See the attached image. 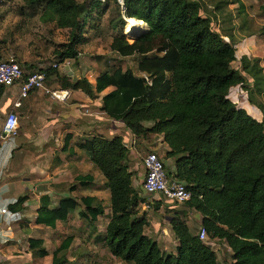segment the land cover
I'll return each instance as SVG.
<instances>
[{
    "label": "trees",
    "instance_id": "1",
    "mask_svg": "<svg viewBox=\"0 0 264 264\" xmlns=\"http://www.w3.org/2000/svg\"><path fill=\"white\" fill-rule=\"evenodd\" d=\"M21 1V10L27 9L30 17L38 16L43 23L68 31L67 41L54 51L57 61L38 70L46 74V82L55 76L51 82L82 91L91 99L114 86L102 96L100 109L122 121L135 139L162 136L169 147L164 157L174 159L171 176L192 193L183 204L202 214L209 240H202L180 211L170 222L177 240L175 251L166 252L146 232L150 220L143 205L154 203L158 210L163 198L151 202L143 195L144 189L133 185L136 171L131 168L129 146L117 134L111 138L94 134L78 142L104 176V184L97 185L93 174H79L69 186L71 195L61 196L57 205L52 206L51 196L43 194L35 223L56 228L58 221H67L79 210V217L89 225L88 239L130 264H222L211 246L213 240L230 247L233 264H264V117H254L230 98L232 87L245 83L247 76L253 91L264 92L261 59L243 55L241 67H234L236 41L214 28L215 18L206 14L203 0ZM232 2L239 4V14L245 12L242 0ZM229 3L217 1L214 12ZM112 6L117 15L109 22L110 49L122 57H136L141 74L115 63L108 64L95 83L87 76L61 75L59 66L67 59L79 60L92 34L103 29ZM126 18L142 21L146 28L128 33ZM33 71H25V77ZM5 91L0 85V101ZM96 186L109 193L108 213L104 199L74 194ZM28 201V195H20L7 206L11 213L20 214ZM177 204L166 206L174 209ZM100 217L108 218L104 231L97 227ZM74 240V235H68L62 241L53 252L52 264L66 262L59 254L68 251ZM28 241L36 256L49 255L43 238Z\"/></svg>",
    "mask_w": 264,
    "mask_h": 264
},
{
    "label": "rangeland",
    "instance_id": "2",
    "mask_svg": "<svg viewBox=\"0 0 264 264\" xmlns=\"http://www.w3.org/2000/svg\"><path fill=\"white\" fill-rule=\"evenodd\" d=\"M217 1L219 0H203L207 6L206 14L215 18L214 28L218 29L224 36L226 33L232 34V38L236 41L238 59L233 63L234 67H241L240 58L243 55H247L251 59L260 58L261 65L264 67V35H261L264 31L262 8L264 0H242L245 4V12L240 14L238 13L239 4L233 3L232 0H228L231 3L227 8L214 12L213 8ZM22 5L21 0H0V60H8L17 56L22 60H27L28 63H36L38 66L44 65V68L53 65L57 61L54 51L60 49L61 43L67 41L68 31L56 28L52 23H43L38 16L30 17L27 9L21 10ZM115 13L116 9L112 6L103 19V29L98 34H92V40L82 47L83 52L76 63L73 59H67L62 64V74L68 73L72 79L87 76L93 80L97 74L107 68L108 64L115 63H121L125 68L130 67L137 74H141L138 70L136 57H122L110 49L109 22L112 16L117 15ZM125 21L126 31L133 33L128 30L127 19ZM243 24H245V27L241 28ZM143 28L144 25H141L139 29ZM137 30L138 28L135 31ZM100 56L101 59H98ZM23 68L26 72H29L28 69ZM246 79L245 83L232 87L230 98L237 105L244 107L254 117L262 119L264 117V108H262L264 107V92L258 94L257 91H253L251 88L252 79L249 76ZM46 84L50 89L60 87L51 80ZM254 93L255 96H253ZM45 95L46 98H52L50 93ZM75 102L71 97L66 103L70 105V103ZM87 110L92 113V115L88 113L87 116L94 118L98 122V126L100 125L99 127L95 126V129L89 133L99 134L97 131H100L110 138L119 134L123 136L125 144L131 145L134 135L123 123L113 119L110 122L106 119V115H100V107L96 103L87 106ZM10 111L11 109H6L3 106L2 100L0 102V158H2L0 161V182L2 185H0L5 184L2 189L4 190L6 187L9 190L8 194L6 193L8 203L16 201L17 196L20 195H28L33 202L32 204L29 203L26 211L18 215H9L7 219L0 221V264H52L53 252L68 235L76 237L72 247L68 251L59 254L60 256L63 255L64 260H66L62 264H130L114 257L106 248L101 247L98 243L95 244L92 238L88 239L90 231L88 222L82 218L78 219L77 213L70 220L59 223L56 229L35 223L36 209L41 203V201L40 203L36 201H39L43 194L71 195L68 189L74 182L75 176L80 173H92V169L87 163L89 161L87 158H85L87 162L81 163V160H73L74 156L70 154L65 157L64 161H52L57 156L56 154L61 151L63 141L61 139V144L56 146V138L60 135L64 137V130L62 132L56 130L50 138H44V135L37 132L35 134L37 144L34 145L29 143L31 139L21 129L14 137L4 136V123ZM74 121L71 120V122ZM88 126H94V124L90 123ZM154 136L156 135L150 137L152 141L155 140ZM42 140H45V143H40ZM141 144L140 141H137L135 145L137 157L133 158V169L137 170L133 175V185L139 189H143L145 176V173H142L141 163L143 157L149 151L159 153L164 160L169 175H172V171H170L171 164L167 163L164 157V148L158 147V149H155L154 147L141 146ZM156 145L159 146L158 143ZM53 151L56 153L54 154ZM55 168H58V170ZM140 173H142L141 177ZM53 177L56 178V183L53 181ZM98 179V182L101 183L102 175H99ZM89 192L81 190L74 194L80 197ZM99 193L103 198L108 197L107 192ZM143 195L151 202H157L162 198L158 195L147 194L145 191ZM161 203L162 205L158 210L155 209L154 203L151 204V207L148 204L143 205V209L147 211L150 220L146 232L159 241L163 250L173 252L177 240L170 223L171 216L175 215L176 211H180V216L189 219L190 224L195 226L193 220L189 218L192 216V209L184 206L183 203H178L176 208L169 209L166 205L176 202L166 198H163ZM105 223V219L98 222V229L104 231ZM30 237L43 238L45 240L44 246L48 249L49 255L45 257L36 256L29 247L28 240ZM211 246L216 251L222 264H233V252L224 241L213 240Z\"/></svg>",
    "mask_w": 264,
    "mask_h": 264
},
{
    "label": "crops",
    "instance_id": "3",
    "mask_svg": "<svg viewBox=\"0 0 264 264\" xmlns=\"http://www.w3.org/2000/svg\"><path fill=\"white\" fill-rule=\"evenodd\" d=\"M126 19L128 21L132 18H126ZM140 22H142V21H140ZM143 25H144V28H146L145 27L146 24L144 22H143ZM229 30H231V29H229ZM228 35H230V34H228ZM251 41H253V40H251ZM254 41H255V39H254ZM15 58L18 61H20V63H22L24 65V67H26V69H28V71L35 70V69L40 70V69L44 68V65L38 66L36 63H28L27 60H22L21 58H19L17 56H15ZM25 64H27V65H25ZM61 66H62V64L59 66V72L61 75H65V74H62ZM64 68L67 69L66 66H64ZM66 74H68V73H66ZM68 75L70 76V74H68ZM96 77L93 80L92 79H90V80L93 83H95ZM54 79H55V76H53L51 78V80H54ZM55 82L59 85V83L57 81H55ZM47 87H48V85H47ZM51 89H63V88L58 87V88H51ZM113 89H115L114 86L108 87L96 99L89 98L82 91H73V90L68 89L71 92L68 99H70L72 97V99H74L76 102L70 103V105H67L68 103H66V102L68 101V99L66 101H61V100L54 98L52 95H51L52 98H46L45 94H47V92H45V90H43V89H37V90L32 91L27 98H20L19 85H15L12 87H6V91L3 95V97L1 98V101L3 100V106L6 109H11V111L14 110L18 114V116H19V128H18V130L21 129L24 132V134L28 138L31 139L29 141V143L31 145L37 144V142L35 141V134L37 132H40L41 135H44V138H47V137L50 138V137H52L51 135H53V132H55L56 130H59L60 132H62V130H64L65 131L64 137H62V135H60L56 138V141H57L56 146H59L61 144V142L63 141V144L61 146V151L56 154L57 158L53 156L54 159H52V161L53 160L54 161L59 160V162L64 161L65 157L68 156L69 154L74 156L73 160H75V161L81 160V163L85 162L86 161L85 158H87L89 161L88 162L86 161V162L88 163L90 169H92V173H90V174H93L95 176L96 184L98 183L97 185H102V184H104V181H105L104 176L101 174V172H99L97 167L89 159V156L87 155V153L78 147V142L82 141V139H84V138H88V137L94 135V133H89V132L94 130L95 126H98V122L94 118H90L89 116H87L88 113H89V115H92V113H90L87 110V106H89L92 103H96V105L98 107H101L102 96L104 94H106L107 92L113 90ZM19 99H21L22 104H21V106L16 107L15 102L18 101ZM99 113H100V115H106V119H108L110 122L113 121L112 118H110L101 109L99 110ZM71 120H75V121L71 122ZM104 120H105V118H104ZM117 122L123 123L122 121H117ZM90 123L94 124V126H88ZM76 124H78V125H76ZM103 125H105V124H103ZM110 130H113V129H110ZM97 132L99 134H103L100 131H97ZM117 135H119V134H117ZM83 136H84V138H83ZM70 138H71V140H70ZM61 139H62V141H61ZM79 139H81V140H79ZM154 139H155L154 141H152L151 138L145 139V140H143V139L137 140L134 137L131 145L126 144L127 146H129V150H130V163H131L132 169H133V158L137 157L136 146H135L137 141H140L142 143L141 146L154 147L155 149H158V147L159 148L163 147L165 152L167 151V149H169L168 145L162 141V136L156 135V136H154ZM44 141L45 140H42L40 143H42V142L45 143ZM157 141H159V142H157ZM156 143H158L159 146L156 145ZM53 153L55 154L56 152L53 151ZM1 160H2V158H0V161ZM166 160H167V163L171 164L170 165V171H172V173L175 172L174 159L173 158H166ZM55 169L58 170V168H55ZM141 169H143L142 173H145L143 160L141 163ZM134 170L137 171L136 169H134ZM142 173H140V177H141ZM99 175L100 176L102 175L101 183L98 182V180L100 179V178L98 179ZM52 179H53V181H55L56 178L53 177ZM140 180H141V178H140ZM55 183H56V181H55ZM0 184L2 185L1 182H0ZM1 185H0V200L2 203H8V201H7L8 195L7 194H8L9 190H7L6 187L3 190L2 187L5 186V184L3 186H1ZM29 186H30V184H29ZM85 191H90V192L83 194V195L98 196L99 198H102L105 200L104 204H106V206L108 205V201H106V200H108V197L103 198V197H101V195L99 193V192H107V195H109L107 190L98 189V187L96 186L95 189H93V190H85ZM50 196H51V205L52 206L57 205L59 199L61 198V195H57L56 193H54L53 195H50ZM17 198H18V196H17ZM28 202L32 204L33 200H30ZM36 202L40 203V199H39V201H36ZM173 207L176 208V206H173ZM78 212H79V210H76L74 213H71L70 218L68 220L75 217L76 213L78 215V219H80ZM108 212H109V208L107 206L106 213H108ZM189 218H191V220H193V222L195 223V226H193L190 224V220L186 219L188 221V224L190 225L191 229L194 232L199 233V231H200L199 229H201V227H202V214L200 212L196 211L195 209H192V216H190ZM102 219H105L106 220L105 224H107V221H108L107 217H100L98 222L102 221ZM59 223H63V222L58 221L56 228L58 227ZM105 227H106V225H105ZM0 235H1V232H0Z\"/></svg>",
    "mask_w": 264,
    "mask_h": 264
},
{
    "label": "built area",
    "instance_id": "4",
    "mask_svg": "<svg viewBox=\"0 0 264 264\" xmlns=\"http://www.w3.org/2000/svg\"><path fill=\"white\" fill-rule=\"evenodd\" d=\"M122 4L123 0H119ZM25 70L13 58L8 60H0V85L12 87L19 85L20 98H27L29 94L37 89H43L50 93L54 98L66 101L71 92L68 89H50L46 85L47 76L43 71H33L25 77ZM21 99L15 102V106H21ZM19 116L12 110L5 119L3 134L6 137H14L18 133ZM145 168V176L143 181V189L147 194L158 195L176 203H184L191 199L192 193L186 184L178 179L171 177L167 171L164 160L156 151H149L143 157ZM7 203L0 200V221L7 219L13 214L9 210ZM200 238L208 240V233L205 227H201Z\"/></svg>",
    "mask_w": 264,
    "mask_h": 264
},
{
    "label": "bare ground",
    "instance_id": "5",
    "mask_svg": "<svg viewBox=\"0 0 264 264\" xmlns=\"http://www.w3.org/2000/svg\"><path fill=\"white\" fill-rule=\"evenodd\" d=\"M141 25H143V22H140L136 19H130L128 20V30L129 32H134L136 30V28H140Z\"/></svg>",
    "mask_w": 264,
    "mask_h": 264
},
{
    "label": "water",
    "instance_id": "6",
    "mask_svg": "<svg viewBox=\"0 0 264 264\" xmlns=\"http://www.w3.org/2000/svg\"><path fill=\"white\" fill-rule=\"evenodd\" d=\"M123 4V3H122Z\"/></svg>",
    "mask_w": 264,
    "mask_h": 264
}]
</instances>
